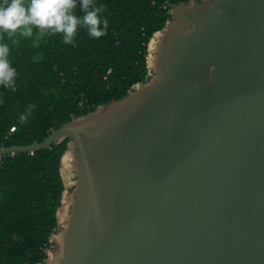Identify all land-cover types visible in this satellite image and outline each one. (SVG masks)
I'll return each instance as SVG.
<instances>
[{
	"label": "water",
	"instance_id": "obj_1",
	"mask_svg": "<svg viewBox=\"0 0 264 264\" xmlns=\"http://www.w3.org/2000/svg\"><path fill=\"white\" fill-rule=\"evenodd\" d=\"M150 79L55 130L69 139L41 264H264V0H189Z\"/></svg>",
	"mask_w": 264,
	"mask_h": 264
},
{
	"label": "trees",
	"instance_id": "obj_2",
	"mask_svg": "<svg viewBox=\"0 0 264 264\" xmlns=\"http://www.w3.org/2000/svg\"><path fill=\"white\" fill-rule=\"evenodd\" d=\"M188 1L91 0L103 6L107 32L96 39L79 28L75 46L64 44L62 34L35 28L29 38L0 36L17 70L14 85H0V148L42 143L71 120L149 81V43L172 19L171 6ZM76 3L75 14L83 15ZM29 105L36 107L20 122ZM68 142L0 157V264L46 260L58 229Z\"/></svg>",
	"mask_w": 264,
	"mask_h": 264
},
{
	"label": "clouds",
	"instance_id": "obj_3",
	"mask_svg": "<svg viewBox=\"0 0 264 264\" xmlns=\"http://www.w3.org/2000/svg\"><path fill=\"white\" fill-rule=\"evenodd\" d=\"M76 0H3L0 3V36L25 38L33 36L34 28L51 35L62 34L64 44L75 46L79 28H85L91 38L104 36L108 19L103 16V6H96L91 0H79L83 15L77 16ZM9 45L0 40V85L5 88L15 83L17 70L8 59ZM35 105H29L26 113L19 117L25 122Z\"/></svg>",
	"mask_w": 264,
	"mask_h": 264
}]
</instances>
